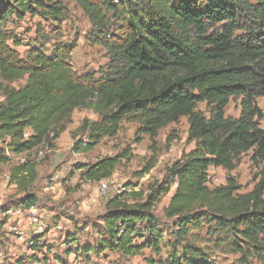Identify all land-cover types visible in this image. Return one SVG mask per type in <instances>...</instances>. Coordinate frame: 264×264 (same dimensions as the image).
I'll return each instance as SVG.
<instances>
[{"label":"trees","instance_id":"16d2710c","mask_svg":"<svg viewBox=\"0 0 264 264\" xmlns=\"http://www.w3.org/2000/svg\"><path fill=\"white\" fill-rule=\"evenodd\" d=\"M74 1L91 15L99 35H110L102 3ZM116 9L120 29L107 40L110 62L95 76L72 68L70 44H58L47 54L32 44L24 57L16 49L19 42L9 23L26 15L59 20L61 0H0V163L9 161L10 154L53 149L76 109L97 118H84L72 132L73 153L91 151L115 136L122 121L138 123L137 132L154 140L158 129L184 116L194 147L167 168L144 199L128 202L124 191L109 198L91 244L79 245L77 227L66 232L64 254L73 252L85 262L91 252H115L141 254L145 264H213L206 249L181 242L190 226L205 221L232 234L243 264H252L251 259L264 264V128L256 103L264 96V0H117ZM233 99L239 100L236 117L225 115ZM201 102L204 111L197 108ZM248 152L259 167L257 183L241 193L231 173ZM121 156L75 167L80 179L100 181L111 176ZM152 166L146 165L141 175ZM210 166L227 172L224 183H207ZM35 179L30 159L11 169L12 182L24 191ZM172 185L163 211L175 230L164 239L151 209ZM130 193L142 197L140 191ZM36 201L34 194L24 193L19 204L29 208ZM32 237L31 249L44 247L39 243L43 233ZM144 249L149 252L143 254ZM15 264L27 263L20 258Z\"/></svg>","mask_w":264,"mask_h":264},{"label":"rangeland","instance_id":"374dc122","mask_svg":"<svg viewBox=\"0 0 264 264\" xmlns=\"http://www.w3.org/2000/svg\"><path fill=\"white\" fill-rule=\"evenodd\" d=\"M61 1L64 10L59 20L26 15L21 22L9 23L19 42L16 49L24 57L32 44L39 45L46 54L51 53L58 44H70L73 49L69 57L72 68L80 74L89 72L98 76L110 62L107 40L117 35L120 29L117 0H94L105 7L110 33L107 37L98 34L91 15L79 3L74 0ZM128 1L133 3L140 0ZM22 82H13L11 85L18 86ZM256 103L263 112L259 125L264 128V96L257 97ZM197 108L204 111L205 103H199ZM239 111V100L233 99L227 105L225 115L236 117ZM84 118L96 119L97 115L86 109H76L66 125L65 139H57L58 145L55 144L53 149L41 146L29 153L10 154L9 161L0 163V264H15L20 258H24L27 264H34L33 261L41 264H73V257L68 258L64 254L66 232L71 233L77 227L79 245L91 244L97 237L96 229L101 226L98 219L105 211L109 198L124 191L123 199L128 202L144 199L152 187L164 179L167 168L194 147V142L187 139V118L181 116L176 122L158 129L154 140H150L147 134L137 132L140 127L138 123L122 121L115 136L105 137L91 151L73 153L71 134ZM117 154L122 156L109 178L100 181L80 179L76 163H92L99 158ZM250 154H244L231 173L241 185V193L251 191L257 183L255 177L259 167L253 166ZM25 159L35 163L36 171V179L26 191L11 180L12 167ZM149 163L153 164L150 171L141 175L142 169ZM261 167H264V163ZM217 174L223 177L227 172L218 170ZM102 181L109 188L106 193L100 191L99 182ZM127 183L131 185L125 187ZM174 186L167 194L160 195L151 209L164 231V239H171L175 230L172 219L166 218L163 211ZM131 191H140L142 197H133ZM24 193L34 194L36 204L29 208L21 207L19 201ZM56 224L62 225L61 231L51 230ZM39 226L43 230V246L47 247V253H40L37 249L27 252L28 248L18 242L16 231L31 237ZM54 238L60 240L57 246L52 241ZM232 239V234L203 221L190 226L181 242L206 249L214 259L213 264H243L239 253L234 250ZM50 248L54 251H49ZM168 250V246L164 247L162 255ZM89 256L88 260L94 264H145L142 258L122 257L115 252L108 253L106 259L93 252ZM79 257L81 264L85 262L82 256ZM250 261L259 264L256 259Z\"/></svg>","mask_w":264,"mask_h":264},{"label":"built area","instance_id":"2783aa9c","mask_svg":"<svg viewBox=\"0 0 264 264\" xmlns=\"http://www.w3.org/2000/svg\"><path fill=\"white\" fill-rule=\"evenodd\" d=\"M218 170H223V169L217 168V167H214V166H210L208 168L207 173H206V181H207V183L209 185L218 186V185L224 183L226 175H223V177L219 176L217 174ZM99 188H100V191L103 192V193H106L109 190L108 186L104 183V181L99 182ZM51 230H53V231H61L62 230V225L61 224H56L54 227H52ZM42 232H43V230L41 229V226H39L34 231V235L42 233ZM16 233L18 235V237H17L18 242L24 244L25 247H27L28 249H31L32 246L35 244V240L32 237L33 235L31 237H26L19 230H17ZM43 242L44 241H40L39 243L43 244ZM37 264H41V263L38 262ZM82 264H94V263H93L92 260H89L87 262H83Z\"/></svg>","mask_w":264,"mask_h":264},{"label":"crops","instance_id":"0c3cea01","mask_svg":"<svg viewBox=\"0 0 264 264\" xmlns=\"http://www.w3.org/2000/svg\"><path fill=\"white\" fill-rule=\"evenodd\" d=\"M66 133V130H64L61 134H60V136H59V138H58V140H60V141H62L63 139H65L63 136H64V134ZM58 142V141H57ZM56 145H58V143L56 144ZM55 234V233H54ZM44 238V237H43ZM45 239V238H44ZM52 241L54 242V246H57V244H59L60 243V240L58 241V239L57 238H54V239H52ZM59 242V243H58ZM44 243V242H43ZM47 247H42L40 250H39V252L40 253H42V252H44V253H47ZM27 252L28 251H30V249H27L26 250ZM49 251H54V249L53 248H50L49 249ZM149 251H148V249H144L143 250V254H147ZM108 253H111V252H107V253H105V255H103V254H101L100 256H102V258L103 259H106L108 256ZM68 258H70V256H72L73 257V264H81V261L79 260V256H75L74 254H73V252H71L69 255H66ZM142 256L143 255H141V254H138V255H135V256H132V258H135V257H139V258H142ZM78 259V260H77ZM143 259V258H142ZM77 260V261H76ZM71 262V261H70Z\"/></svg>","mask_w":264,"mask_h":264}]
</instances>
